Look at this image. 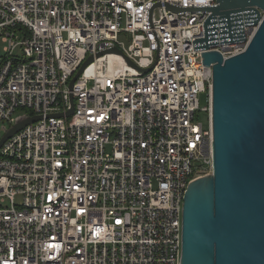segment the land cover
Wrapping results in <instances>:
<instances>
[{
    "label": "built area",
    "instance_id": "1",
    "mask_svg": "<svg viewBox=\"0 0 264 264\" xmlns=\"http://www.w3.org/2000/svg\"><path fill=\"white\" fill-rule=\"evenodd\" d=\"M215 6L0 0V124L39 117L0 147V264H180L184 193L212 169L199 47L227 59L257 28Z\"/></svg>",
    "mask_w": 264,
    "mask_h": 264
},
{
    "label": "water",
    "instance_id": "2",
    "mask_svg": "<svg viewBox=\"0 0 264 264\" xmlns=\"http://www.w3.org/2000/svg\"><path fill=\"white\" fill-rule=\"evenodd\" d=\"M248 10L257 28L244 51L223 59L209 51L207 39L199 47L203 65L212 70V169L184 193L180 264H264V0H216L208 9L209 20ZM91 61L72 77L69 90ZM70 105L66 117L72 114V95ZM37 120L19 116L3 129L0 147Z\"/></svg>",
    "mask_w": 264,
    "mask_h": 264
},
{
    "label": "rangeland",
    "instance_id": "3",
    "mask_svg": "<svg viewBox=\"0 0 264 264\" xmlns=\"http://www.w3.org/2000/svg\"><path fill=\"white\" fill-rule=\"evenodd\" d=\"M0 54H2V44H0ZM19 53V49H16L14 55H18ZM199 102H200V106H204L206 104V100H205V96L204 95H200L199 96ZM22 112L19 111L16 114V117L18 118L19 116H22ZM197 121L201 122L203 124L204 127L207 126V116L204 113H197V117H196ZM3 128H6L5 124H0V137L3 135L4 131Z\"/></svg>",
    "mask_w": 264,
    "mask_h": 264
}]
</instances>
